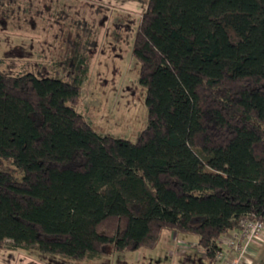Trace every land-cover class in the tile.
Instances as JSON below:
<instances>
[{
    "label": "trees",
    "instance_id": "trees-1",
    "mask_svg": "<svg viewBox=\"0 0 264 264\" xmlns=\"http://www.w3.org/2000/svg\"><path fill=\"white\" fill-rule=\"evenodd\" d=\"M146 4L136 141L78 110L85 54L73 81L0 68V158L23 173L0 170V249L87 262L169 231L195 235L214 264L223 235L264 222V0Z\"/></svg>",
    "mask_w": 264,
    "mask_h": 264
},
{
    "label": "rangeland",
    "instance_id": "rangeland-1",
    "mask_svg": "<svg viewBox=\"0 0 264 264\" xmlns=\"http://www.w3.org/2000/svg\"><path fill=\"white\" fill-rule=\"evenodd\" d=\"M146 1L0 0V68L8 75L31 72L39 78L73 81L77 77L70 74L73 66L85 54V71H76L82 79L78 110L100 135L136 141L148 122L140 63L133 56ZM0 170L18 179L23 176L11 159L0 158ZM161 239L164 243L187 240L189 262L209 263L195 235L163 231ZM164 243L160 242L156 253L161 256L152 264L167 261ZM128 253L107 259L122 264L135 255ZM227 253L234 260L235 255ZM244 256V264H264V237L252 243Z\"/></svg>",
    "mask_w": 264,
    "mask_h": 264
},
{
    "label": "crops",
    "instance_id": "crops-1",
    "mask_svg": "<svg viewBox=\"0 0 264 264\" xmlns=\"http://www.w3.org/2000/svg\"><path fill=\"white\" fill-rule=\"evenodd\" d=\"M168 241L170 243H168ZM168 241L164 243L162 239L160 240L161 244L164 243V245L167 246V248L165 249L167 261L161 264H191L188 257L189 251L186 247L187 245H191V243H189V241L187 240L182 239H177L175 240V242H171V239H169ZM159 244L154 249H141L138 251H134L135 255H132L131 258L126 259L127 262L123 261L122 264H152L153 260L155 261V259H158V256H161V254H159L160 252L156 253L157 248H159ZM198 248L207 261L204 251L200 247ZM146 250L150 251L148 252ZM124 253L130 254L128 252ZM117 254L118 253H111L96 260L86 262L68 260L58 256L41 253L35 250L22 252L9 249H0V264H110L107 256L112 258V256L115 257Z\"/></svg>",
    "mask_w": 264,
    "mask_h": 264
},
{
    "label": "built area",
    "instance_id": "built-area-1",
    "mask_svg": "<svg viewBox=\"0 0 264 264\" xmlns=\"http://www.w3.org/2000/svg\"><path fill=\"white\" fill-rule=\"evenodd\" d=\"M263 237V221L250 218L243 219L238 229L223 235L218 240L220 251L214 264H244L245 252L252 243L260 241ZM228 250L235 255L234 260H229Z\"/></svg>",
    "mask_w": 264,
    "mask_h": 264
}]
</instances>
